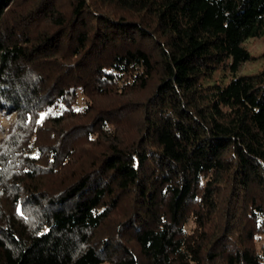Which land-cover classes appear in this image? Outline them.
I'll return each mask as SVG.
<instances>
[{
  "label": "trees",
  "instance_id": "16d2710c",
  "mask_svg": "<svg viewBox=\"0 0 264 264\" xmlns=\"http://www.w3.org/2000/svg\"><path fill=\"white\" fill-rule=\"evenodd\" d=\"M262 38L264 0H0V264H264Z\"/></svg>",
  "mask_w": 264,
  "mask_h": 264
},
{
  "label": "rangeland",
  "instance_id": "374dc122",
  "mask_svg": "<svg viewBox=\"0 0 264 264\" xmlns=\"http://www.w3.org/2000/svg\"><path fill=\"white\" fill-rule=\"evenodd\" d=\"M247 50L254 56H259L264 53V38L257 40H249L245 43ZM264 67V60H256L254 63H246L243 66L241 73L254 72L262 69ZM13 120L12 114L0 113V125L2 131H0V138H3L5 135L6 129L10 126Z\"/></svg>",
  "mask_w": 264,
  "mask_h": 264
}]
</instances>
